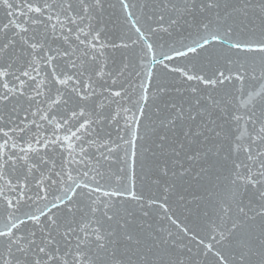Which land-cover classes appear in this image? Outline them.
<instances>
[{"label": "snow or ice", "instance_id": "6c2138e0", "mask_svg": "<svg viewBox=\"0 0 264 264\" xmlns=\"http://www.w3.org/2000/svg\"><path fill=\"white\" fill-rule=\"evenodd\" d=\"M0 264H264V0H0Z\"/></svg>", "mask_w": 264, "mask_h": 264}]
</instances>
